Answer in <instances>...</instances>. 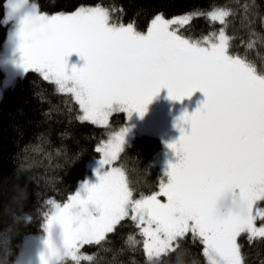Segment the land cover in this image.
I'll return each mask as SVG.
<instances>
[{
	"label": "snow or ice",
	"instance_id": "6c2138e0",
	"mask_svg": "<svg viewBox=\"0 0 264 264\" xmlns=\"http://www.w3.org/2000/svg\"><path fill=\"white\" fill-rule=\"evenodd\" d=\"M25 0H11L16 12ZM227 13L213 14L219 19ZM108 10L81 9L71 15H43L35 6L20 21L16 37L21 54L19 67L26 73L43 74L61 91L75 94L84 120L103 124L111 111L133 112L141 117L161 89L170 99L183 101L201 92L205 100L197 111L185 114L177 143L169 145L179 162L170 165L168 183L160 195L131 201L122 173L105 171L99 183L84 186L87 198L77 193L64 206L55 205L48 221V255L41 264H58L79 245L99 243L129 212L146 224L144 235L160 250L189 230L207 246L210 264H241L236 238L241 233L264 236L255 227L253 205L264 200V75H257L244 60L229 55L221 43L201 46L177 34L173 23L155 16L147 34L111 22ZM77 54L83 67L68 71L67 58ZM125 133L127 129L124 130ZM103 151L105 164L124 143ZM231 194L233 211L221 214L218 202ZM63 228V247L58 249L51 230ZM155 225L153 228L152 226ZM163 237V238H162Z\"/></svg>",
	"mask_w": 264,
	"mask_h": 264
},
{
	"label": "trees",
	"instance_id": "16d2710c",
	"mask_svg": "<svg viewBox=\"0 0 264 264\" xmlns=\"http://www.w3.org/2000/svg\"><path fill=\"white\" fill-rule=\"evenodd\" d=\"M8 0H0V54L8 38ZM46 15L69 14L79 8L108 10L111 22L143 32L155 16L165 19L193 15L178 28L182 37L202 41L222 30L229 55L264 75V0H29ZM227 10L223 23L201 13ZM5 75L0 68V86ZM69 93L28 71L0 98V264H14L25 238L43 233L52 203L63 204L90 176L89 163L100 157L99 146L109 132L125 125L123 113L111 116L107 127L83 120ZM163 151L154 136L135 137L113 166L126 176L131 198L151 195L165 182L155 157ZM264 209V200H261ZM264 226V215L257 220ZM144 224L131 216L120 220L99 243L84 244L79 258L59 264H209L206 244L190 232L154 260L147 259ZM241 264H264V236L238 238Z\"/></svg>",
	"mask_w": 264,
	"mask_h": 264
},
{
	"label": "rangeland",
	"instance_id": "374dc122",
	"mask_svg": "<svg viewBox=\"0 0 264 264\" xmlns=\"http://www.w3.org/2000/svg\"><path fill=\"white\" fill-rule=\"evenodd\" d=\"M10 2H11V0L7 1L6 17H5V23L8 27V38H7L5 46H4V48L0 54V68L5 75V79L0 86V98H1V95H2V92L4 91V89L9 88L18 77H20L23 73H25L23 71V69L21 67H19L20 62H21V54L18 50V39L16 37V32L18 30L20 19L24 15L32 12L33 6H35V4L30 2L29 0H25L24 4L20 7V9L16 12H13L11 10V8L8 7ZM91 8H99V7L79 8V9L73 11L72 13L62 14V15H71V14H75L77 11H79L81 9H91ZM220 12L228 13L227 10H215L214 9V11H212V12L201 13L200 15L204 16L206 18L212 19L213 14H218ZM43 15H46V14H43ZM57 15H61V14H57ZM49 16H52V15H49ZM192 16L193 15H183V16H179V17H175V18H170L168 20H186L188 22ZM224 18H225V16L223 17V19ZM152 21L149 24V26L147 27V29L143 32H140V33L147 34L151 25H152ZM216 21L221 22L219 19H216ZM186 23H183V24H186ZM183 24L173 23L171 25V28L173 30H175L178 34L177 30L179 27L183 26ZM125 27H127V26H125ZM222 35H223V39H224V42H225V45L227 48V38H226V36L222 30H219L217 35L214 38L205 39L202 41H193V40H189V41L192 43H197L201 46H208L211 43L220 44ZM227 53H228V51H227ZM80 60L81 59L79 57H73V55L68 57L67 58L68 71L71 72V69L73 67H76V68L83 67L84 61L83 60L80 61ZM39 74L43 77V74H41V73H39ZM47 81H49V80H47ZM50 82L54 83L53 81H50ZM55 85L60 90L59 86L57 84H55ZM61 92L71 94L73 96V98L75 99V101L79 104V101L76 99V96L74 93L69 92L67 90H64ZM200 93L201 92H196L190 98H185V99H183V101H176V100L169 98L168 90L165 88V89H161L160 93L152 99L151 103H149L147 105V110H146L145 114L143 115V117H141L139 115V113L133 112L131 115V118L129 119L127 112L120 111L117 109L115 111H111L108 114L107 119L103 124L93 123L89 120H86V121H89L95 125L107 127L109 124V120L113 114L123 113L124 117H125V125L118 128L117 130L109 132L107 139L99 146V149H104L106 146H108L110 144L117 143L116 137L120 136L122 134L124 136V143L121 145L120 150L117 153L116 157L114 159H109L108 162L105 164H101V161L105 159V156H104V152L100 151V157L98 159L92 160L89 163V168L91 171L90 176L87 177L79 185L77 190L73 193V195H71L69 197L67 202L63 203V204L62 203L61 204H59V203H52L51 204L50 209H49V214L47 215V218L44 221L43 233L41 235H38V236H31V237H27L24 239V241H23L16 257H15L14 264H41V259H40L41 256L42 255H44V256L48 255V249L46 246V241L49 238V233H48V227L47 226H48V221L51 219L52 215L54 214L55 205L64 206L66 204L71 203L72 197H74L77 193H79L81 195L82 199H86L87 193L85 191H83L84 186L87 185L90 187V186L98 184L99 183V177L104 175L105 171L110 172L113 170H119L122 173L123 178H124L125 183H126V186L129 190L127 179H126V176L124 174V171L120 167L113 166L112 163L117 159V157L121 154V152L124 150V148L126 146H128L135 137L142 136V135H149V136L157 137L162 141L163 151L155 157V163H157L161 167V170L164 173L165 179H166L164 184L162 183V185H166L168 183V180H169V177H168V171L170 170L169 166L174 165V164L179 162V158L177 157L176 153L169 147V145L177 143L179 141L180 136H181V130H180L181 128H183L184 132H186V133L190 132V126L188 124H185L183 121H181V117L184 116L185 114H187L189 116L193 115L197 111V109L202 106L203 103L196 104L195 106H187V104H186V102H188L190 99L194 98L195 96H197ZM79 106H80V104H79ZM80 108H81V106H80ZM81 111H82V115H81L82 117L81 118L83 119L84 112H83L82 108H81ZM125 129H127L126 133L124 131ZM162 185H161V187H162ZM161 187L159 188V190L157 192H155L151 195H148V196L138 198L136 200L146 199L149 196L156 195L157 199H159L162 203H167V198L163 195H160ZM130 200L136 201V200H133L131 198V196H130ZM260 204H261V200L257 199L254 202L253 210H252L253 215L255 216V227L258 230L260 228H264L263 225H257L256 224L257 220L260 219L264 215V209L261 208ZM131 207H132V205L129 206V212H128V215L126 217L131 216V218H133L135 216V213L133 211H131ZM218 210L222 215L227 214L229 211L234 210L233 206H232L231 194H229L224 199H222L221 201L218 202ZM135 220L137 222H139L138 218ZM145 227H147L146 224H144L143 229ZM152 227L154 228L155 225H153ZM188 232L199 236L198 232L193 233L190 230ZM188 232H186V233H188ZM241 234H246L250 238L261 237L259 235V231H257V233L255 235H253L251 233H241ZM240 235H238L236 238L237 245H238V238ZM179 237H181V236H179ZM179 237H176L175 239H173L170 242V245L167 249L160 250L155 245H152L150 248L146 247L147 244H151V241L146 236L144 250H145V254L147 256V259L154 260V259L158 258L159 256H161L162 254H164L165 252H167L170 248H172L173 244L175 243V241ZM200 238H202V237H200ZM51 239H52L53 243L55 244V246L58 249L62 250V247H63V228L59 224H56L53 226V228L51 230ZM93 243H95V242H93ZM82 245H84V244H82ZM82 245H79L76 249L73 250V252L75 254V258H73L72 254H65L63 257H61L58 260V264L61 263L63 260H66V259L77 261V259L79 258V249ZM206 248H207V246H206ZM206 254H207V250H206ZM207 259H208V262L210 264L208 254H207ZM240 261H241V258H240Z\"/></svg>",
	"mask_w": 264,
	"mask_h": 264
},
{
	"label": "flooded vegetation",
	"instance_id": "af4514ba",
	"mask_svg": "<svg viewBox=\"0 0 264 264\" xmlns=\"http://www.w3.org/2000/svg\"><path fill=\"white\" fill-rule=\"evenodd\" d=\"M73 57H79V56L77 54H73ZM80 61H82V59ZM204 100H205V97L203 96L202 93H200L194 98L190 99L188 102H186V104L187 106H195L196 104L203 103Z\"/></svg>",
	"mask_w": 264,
	"mask_h": 264
}]
</instances>
